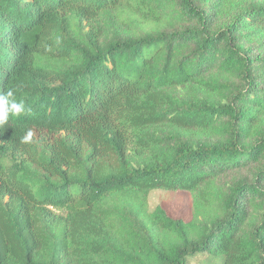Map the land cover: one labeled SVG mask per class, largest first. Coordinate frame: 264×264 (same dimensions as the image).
<instances>
[{
  "label": "trees",
  "instance_id": "1",
  "mask_svg": "<svg viewBox=\"0 0 264 264\" xmlns=\"http://www.w3.org/2000/svg\"><path fill=\"white\" fill-rule=\"evenodd\" d=\"M8 90L0 264H264V0H0Z\"/></svg>",
  "mask_w": 264,
  "mask_h": 264
},
{
  "label": "rangeland",
  "instance_id": "2",
  "mask_svg": "<svg viewBox=\"0 0 264 264\" xmlns=\"http://www.w3.org/2000/svg\"><path fill=\"white\" fill-rule=\"evenodd\" d=\"M34 140L42 142L53 141L55 135L47 129H34ZM161 202L166 206L168 211L177 216L189 218L190 213V200L188 194L181 190H168L165 188L152 189L149 196V207L154 208V204ZM205 255H198L191 259L190 264H201Z\"/></svg>",
  "mask_w": 264,
  "mask_h": 264
},
{
  "label": "clouds",
  "instance_id": "3",
  "mask_svg": "<svg viewBox=\"0 0 264 264\" xmlns=\"http://www.w3.org/2000/svg\"><path fill=\"white\" fill-rule=\"evenodd\" d=\"M29 111L30 108L26 106L23 100L18 101L16 99L13 90L0 92V128H4L8 125L11 118L20 117ZM34 135V131L32 129H28L26 134L21 137V143H32Z\"/></svg>",
  "mask_w": 264,
  "mask_h": 264
}]
</instances>
